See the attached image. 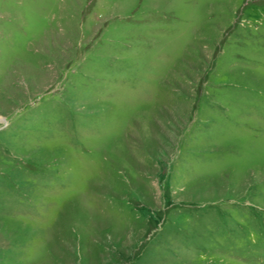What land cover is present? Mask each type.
Masks as SVG:
<instances>
[{"label":"rangeland","instance_id":"374dc122","mask_svg":"<svg viewBox=\"0 0 264 264\" xmlns=\"http://www.w3.org/2000/svg\"><path fill=\"white\" fill-rule=\"evenodd\" d=\"M0 264H264V0H0Z\"/></svg>","mask_w":264,"mask_h":264}]
</instances>
